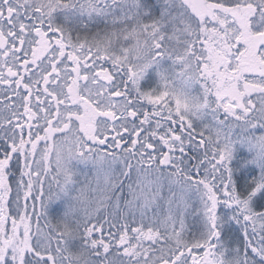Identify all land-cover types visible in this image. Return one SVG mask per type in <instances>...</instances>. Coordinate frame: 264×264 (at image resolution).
<instances>
[{"label": "snow or ice", "instance_id": "1", "mask_svg": "<svg viewBox=\"0 0 264 264\" xmlns=\"http://www.w3.org/2000/svg\"><path fill=\"white\" fill-rule=\"evenodd\" d=\"M0 264H264V0H0Z\"/></svg>", "mask_w": 264, "mask_h": 264}]
</instances>
